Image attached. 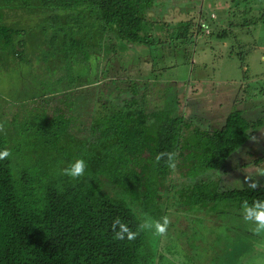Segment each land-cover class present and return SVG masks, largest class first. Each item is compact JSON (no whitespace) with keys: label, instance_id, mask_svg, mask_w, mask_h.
Instances as JSON below:
<instances>
[{"label":"trees","instance_id":"obj_1","mask_svg":"<svg viewBox=\"0 0 264 264\" xmlns=\"http://www.w3.org/2000/svg\"><path fill=\"white\" fill-rule=\"evenodd\" d=\"M159 1L0 0V68H5L0 80L9 71L66 63L62 91L73 95L67 94V105L70 112L85 113L82 121V115L66 117L58 108L49 118L43 106L28 104V113L15 112L9 121L0 120V149L12 153L0 160V264H157L164 257L154 250L151 232L115 240V219L137 232L142 213L170 220L173 208L181 220L197 214L201 231L213 232L207 227L217 225L219 215L241 212L244 200L251 204L264 199L262 185L227 188L211 175L225 171L229 160L257 139L264 129L263 105L252 107L260 114L254 118L235 99L223 125L202 129L195 117L191 123L179 111L177 91H165L161 106L147 94L157 84L150 72L140 83L129 72L132 63L148 62H136V56L146 52L151 57L157 49L164 51L163 45L175 48L178 42L187 49L197 32L204 31L190 20L179 25L175 38L155 40L151 33L160 23L151 14L162 4ZM16 10L26 17L10 23ZM263 19L264 10L252 23ZM215 36L224 40L228 31L208 35ZM133 50V57H126L124 52ZM100 75L113 82L116 98L97 95L94 86L101 83ZM123 82L128 83L126 89ZM53 89L49 93L54 94ZM28 96L38 104L34 93ZM113 99L120 104H113ZM168 154L173 155L174 167L169 166ZM77 158L87 167L83 177L73 180L62 169ZM175 170L185 180L181 188L171 185Z\"/></svg>","mask_w":264,"mask_h":264},{"label":"rangeland","instance_id":"obj_2","mask_svg":"<svg viewBox=\"0 0 264 264\" xmlns=\"http://www.w3.org/2000/svg\"><path fill=\"white\" fill-rule=\"evenodd\" d=\"M164 1L165 4L162 6ZM159 3L162 4L154 10L153 13H156L151 14V17L160 23L156 26L159 36L163 34L161 37L157 36L156 40L175 38L179 25L181 23L185 25L184 23L190 20L199 23L198 25L206 31L197 32L195 43L187 46V49L181 47L178 42L175 48L163 45L164 51L162 48L157 49L151 57L146 52L136 56L134 59L136 62L148 60L147 63L142 60L128 67L137 83L144 82L145 79L141 76L150 72L149 77L152 76L153 83L157 84H153V88H148L147 94L160 102L161 106L166 100L165 91L173 88V91L179 93L176 95L180 101L179 111L184 113L186 120L190 122V118L195 117L196 124L202 129L219 128L221 124L223 125L225 114L234 108L235 99L239 102L237 105L243 103L240 108L246 110L247 116L259 117L257 109L252 107L260 108L262 105L264 107V19L255 24L252 21L260 18V13L264 10V0H160ZM249 9L253 11L245 14L244 11ZM16 12L17 14L13 13L9 19L10 23L22 16L26 17L22 12L17 10ZM207 15L210 18L214 16L219 21L213 29L208 28L207 22L204 24L206 20H200ZM249 19L251 22H248ZM174 23L175 25L168 27V30L167 25ZM174 28L177 29L172 31ZM222 29L228 31V36L224 40L216 38L217 36L208 37L212 32L216 34ZM196 31L197 29L194 30ZM166 49L170 51L165 54ZM1 51L2 49L0 58ZM147 51L149 52V49ZM133 52L134 50L124 54H129L126 57L132 58ZM34 62L37 63L36 60ZM33 66L20 69L17 73L9 71L0 80V96L5 93L1 99L3 101L0 102L1 122L9 121V116L12 117L15 112H19L20 115L28 113V110L32 109L28 104L33 108L37 105L43 106L49 118L57 115L58 108L64 110L61 113H65L66 117H80L85 114L83 110L70 112L67 105L72 94L67 90L62 91L65 81H61L66 74L64 71L66 63ZM164 67L166 69H163ZM80 69L83 72L84 63L80 65ZM1 70L3 72L5 69L0 68V74ZM138 72L140 74H136ZM109 79L101 76L99 79L101 83L97 87L94 86L97 95L103 99L116 98L119 94L113 96L115 86ZM51 83L55 85L54 89ZM121 85L126 89L128 83L123 82ZM52 89L55 91L54 94L49 93ZM31 93L35 94L38 104L34 102L32 96H28ZM118 101L113 99V104H120ZM176 107L178 108V105ZM18 120H15L17 124L22 121V117L19 122ZM84 120L83 116L82 121ZM248 146L229 160L225 171L217 170L211 175L217 176L219 181L223 180L227 188L233 186L245 188L252 182L264 186V129ZM242 150L244 151L241 152ZM170 182L171 185L181 188L185 180L179 171L175 170ZM172 201L177 205L176 195ZM172 210L165 233L161 235L151 233L150 236L157 255L164 257L163 260L158 258L157 264H264V232H254L248 222L242 224L240 221L242 219L244 222L242 212L236 211L237 209L229 211V214L219 215V223L217 225L212 223L207 227L213 232L206 228L205 231L203 228L201 231L200 223L195 220L197 214L184 216V220H181V214L176 215V209ZM201 232H204L205 236H202Z\"/></svg>","mask_w":264,"mask_h":264},{"label":"clouds","instance_id":"obj_3","mask_svg":"<svg viewBox=\"0 0 264 264\" xmlns=\"http://www.w3.org/2000/svg\"><path fill=\"white\" fill-rule=\"evenodd\" d=\"M12 155L10 149H0V160L10 158ZM161 155L156 156V160L159 161ZM173 155L168 154V163L170 167H174ZM86 161L83 158L74 159L69 165L62 169L64 175L70 179H77L83 177L86 172ZM257 183L252 182L249 187L256 189ZM242 218L245 222H248L252 227V230L256 233L264 232V199H255L251 204L247 200L241 203ZM141 221L137 226V232L130 230L127 224L122 222L119 218L115 219L112 223L113 239L115 240H132L138 234L139 231H150L153 235L164 234L168 225V218L162 217L161 219H153L147 213L141 214Z\"/></svg>","mask_w":264,"mask_h":264},{"label":"crops","instance_id":"obj_4","mask_svg":"<svg viewBox=\"0 0 264 264\" xmlns=\"http://www.w3.org/2000/svg\"><path fill=\"white\" fill-rule=\"evenodd\" d=\"M225 3L227 4V2H225ZM226 4H225V5H226ZM213 13H214V12H213ZM225 13H226V12H224V14H225ZM213 15H214V14H213ZM200 20H201V21H205V20H206V21L204 22V24L207 22V23H208V28H209V27H212V29L218 24V23H217L218 20H217V18L214 17V16H213V18H210V16L207 15L206 18H203V19H202V17H201ZM218 22H219V21H218ZM198 24H199V23H198ZM205 25H206V24H205ZM156 26H157V25H156ZM156 26L153 28V33H151V34H152L151 36H152L153 38H155V40L158 39L157 36H159V32H158V29H156ZM149 31H150V28H149ZM204 31H206V30H204ZM150 32H151V31H150ZM154 32H155V33H154ZM155 35H156V36H155ZM159 37H160V36H159ZM4 69H5V68H4ZM22 80H23V78H22Z\"/></svg>","mask_w":264,"mask_h":264}]
</instances>
